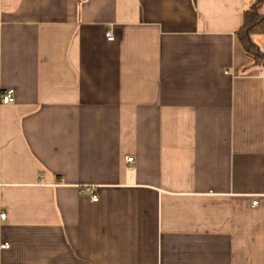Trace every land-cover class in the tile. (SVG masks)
Segmentation results:
<instances>
[{"label":"crops","instance_id":"crops-1","mask_svg":"<svg viewBox=\"0 0 264 264\" xmlns=\"http://www.w3.org/2000/svg\"><path fill=\"white\" fill-rule=\"evenodd\" d=\"M250 1L0 0V264H264Z\"/></svg>","mask_w":264,"mask_h":264},{"label":"trees","instance_id":"trees-1","mask_svg":"<svg viewBox=\"0 0 264 264\" xmlns=\"http://www.w3.org/2000/svg\"><path fill=\"white\" fill-rule=\"evenodd\" d=\"M264 35V0H251L245 11L244 24L238 32L239 40L253 66L264 69V50L253 40Z\"/></svg>","mask_w":264,"mask_h":264},{"label":"built area","instance_id":"built-area-1","mask_svg":"<svg viewBox=\"0 0 264 264\" xmlns=\"http://www.w3.org/2000/svg\"><path fill=\"white\" fill-rule=\"evenodd\" d=\"M106 37H107L108 41H114L115 40V36H114V33L112 31H107ZM14 101H15V92L13 90H6V91H3V92H0V103L1 104L7 105V104H10V103H12ZM127 161L129 163H133L134 159L133 158H129ZM87 190L91 191L90 188H87ZM91 193H92V191H91ZM92 200L94 202H97L98 201V197L93 194L92 195ZM253 205H257V201H254ZM0 219L1 220H5L6 219V213H1L0 214ZM0 248L1 249H8L9 248V244L4 243L3 245H1Z\"/></svg>","mask_w":264,"mask_h":264}]
</instances>
